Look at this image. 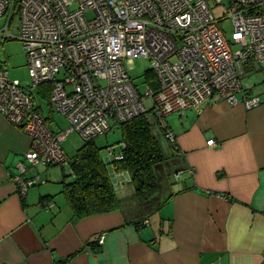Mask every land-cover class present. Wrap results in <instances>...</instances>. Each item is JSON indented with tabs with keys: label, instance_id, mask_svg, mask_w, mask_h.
Segmentation results:
<instances>
[{
	"label": "built area",
	"instance_id": "built-area-1",
	"mask_svg": "<svg viewBox=\"0 0 264 264\" xmlns=\"http://www.w3.org/2000/svg\"><path fill=\"white\" fill-rule=\"evenodd\" d=\"M212 6L225 7L224 18ZM15 15L19 37L9 29ZM1 18L7 23L0 28V52L8 40H20L30 79L29 86L10 80L0 53V114L30 139L12 177L22 197L46 183L38 167L70 163L62 144L71 134L88 142L110 132L111 122L144 116L177 151L171 115L214 96L247 110L262 105L242 78L244 66L264 65V0H0ZM223 20L232 22L230 41L219 27ZM137 59L151 62L157 91L139 92L127 68ZM45 84L52 85V111L68 123L64 131L54 132L35 105V90ZM119 145L117 155L108 148L116 161L123 159L125 145Z\"/></svg>",
	"mask_w": 264,
	"mask_h": 264
},
{
	"label": "crops",
	"instance_id": "crops-1",
	"mask_svg": "<svg viewBox=\"0 0 264 264\" xmlns=\"http://www.w3.org/2000/svg\"><path fill=\"white\" fill-rule=\"evenodd\" d=\"M47 86L34 100L52 121ZM249 91L260 107L214 96L171 115L178 150L161 130L157 193L140 200L130 173L108 164L119 208L83 220L63 196L66 174L51 176L55 166L38 167L46 183L20 195L12 177L30 139L0 114V264H264V88Z\"/></svg>",
	"mask_w": 264,
	"mask_h": 264
},
{
	"label": "trees",
	"instance_id": "trees-1",
	"mask_svg": "<svg viewBox=\"0 0 264 264\" xmlns=\"http://www.w3.org/2000/svg\"><path fill=\"white\" fill-rule=\"evenodd\" d=\"M146 77L148 86L157 91L159 83L155 72L150 70ZM46 85L50 87L51 92L52 85L43 86ZM118 127L122 134L121 143H124L125 148L122 150L123 159L113 160L114 170L130 173L135 193L144 201L158 191L154 167L165 160L163 150L155 133L152 132L153 123L144 116L127 121ZM100 150L95 140L84 142L75 156L69 159L73 180L68 181L71 176H64L61 183L62 193L76 219L83 220L95 215L109 214L119 208L107 164L100 158ZM92 249L96 252L100 250L97 245H93Z\"/></svg>",
	"mask_w": 264,
	"mask_h": 264
},
{
	"label": "rangeland",
	"instance_id": "rangeland-1",
	"mask_svg": "<svg viewBox=\"0 0 264 264\" xmlns=\"http://www.w3.org/2000/svg\"><path fill=\"white\" fill-rule=\"evenodd\" d=\"M213 8V13L216 17L218 18H224L225 14V7L220 6V7H214ZM7 23V20L5 19H0V28L5 27ZM20 18L19 16L14 17L12 20V23L9 27L10 32L12 35L19 37L20 36ZM220 29L224 31L227 34V38L230 41V34L231 30L233 29L232 27V22L230 20H223L219 23ZM232 50L233 52H236L239 50V46L232 45ZM1 57L2 60L5 62L4 64L6 65V69L10 73V80H19L22 85H28L30 83V79L28 76V70L27 66L25 63L26 62V54L24 52L23 44L20 40L17 39H11L5 42L2 47H1ZM245 67V73L243 79V86L244 88L250 93V89L256 91L257 89L260 91V88H264V82H259L260 78L264 77V73H250L249 72V67ZM128 72L131 75L133 81L135 82L139 92L141 95H145L147 91V86H148V81L146 74L150 70H152V64L149 60L146 59H137L134 61L133 64L127 65ZM37 94V92H36ZM38 95V94H37ZM40 96V95H39ZM46 103V102H45ZM145 105L146 108L150 109L152 106V99H146L145 100ZM52 121H49V125L51 126V129L54 132H59V131H64L68 127V123L66 122V119L62 117L61 115L57 113H52ZM175 118V116H174ZM173 121L174 123L176 122L173 117L167 118V121L169 122ZM173 119V120H172ZM151 122L153 123V130L152 132L156 133V137L158 141L160 142L159 144L162 143V137L160 136L161 134V129L157 122L155 123V120L150 119ZM111 131L106 133V135L99 136L95 139V144L96 146L100 147V158L103 160L105 164H110L112 165L113 162V157L110 155L108 147L115 148V153L116 155L121 152L120 145L122 141V134L120 133L121 130L116 124V122H111ZM159 135V136H158ZM165 140V137H164ZM84 145V141L78 136L77 134H71L62 144V148L66 152V155L68 156V159H71L75 156L77 151L81 148V146ZM162 145V144H161ZM53 170L51 173V176L53 177L54 175H59L63 176L64 174L69 175L72 172H70L71 168L68 163H66L63 166H55L50 168ZM55 177V176H54Z\"/></svg>",
	"mask_w": 264,
	"mask_h": 264
}]
</instances>
